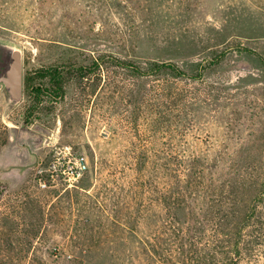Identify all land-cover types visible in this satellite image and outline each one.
Masks as SVG:
<instances>
[{"label": "rangeland", "instance_id": "374dc122", "mask_svg": "<svg viewBox=\"0 0 264 264\" xmlns=\"http://www.w3.org/2000/svg\"><path fill=\"white\" fill-rule=\"evenodd\" d=\"M0 42L21 48L24 74L108 55L189 72L142 78L104 63L30 124L25 96L10 107L0 86V264H147L141 248L128 253L139 246L130 215L152 204L156 219L132 226L140 236L153 228L165 247L175 215L191 210L176 195L185 170L204 167L210 199L224 181L264 169V0H0ZM68 148L88 169L72 186L50 182ZM144 151L150 194L136 171ZM254 204L255 256L241 264H264V200Z\"/></svg>", "mask_w": 264, "mask_h": 264}, {"label": "trees", "instance_id": "16d2710c", "mask_svg": "<svg viewBox=\"0 0 264 264\" xmlns=\"http://www.w3.org/2000/svg\"><path fill=\"white\" fill-rule=\"evenodd\" d=\"M246 50L255 53L251 49ZM107 57V60L100 57L92 58L88 62L85 60L62 61L27 70L24 76V96L29 103L24 112V121L30 124L39 119L43 103L62 100L67 86L72 81L89 79L101 70L104 63L142 78L161 74H171L177 78L189 77V72L173 61L154 60L149 61L147 66H143L133 60L121 59L114 55ZM259 57L264 61L263 57ZM202 73L203 71H200L194 79L200 78ZM149 164V152L144 151L136 162V171L144 175L142 182L148 185L143 190L147 194H150L151 187L154 186ZM255 172L256 167L246 177L224 181L218 187L216 196L207 199L210 193L213 194L212 189L209 188L213 185L204 182L206 178L204 167L198 171L185 170L182 178L178 177L186 184L183 187L178 185L180 188H176L178 190L176 195L177 199L188 200L191 210L186 215H175L177 223L180 222L177 234L168 238L169 242L165 247L158 245V236L153 228L150 233L140 236L138 228H134L132 224L156 219V215L151 211L152 204H147V208L137 217L130 215L127 235L131 241H137L139 246L128 249L129 255H132L137 247L141 248V251L148 256L147 264H241L247 257L254 258L255 247L251 245L252 227L257 215L254 202L264 200V169L259 174ZM194 175L200 179L196 180L193 186L189 180ZM257 175H259L257 178H261V188L254 196L247 198L244 193L253 189ZM179 183L183 184L182 181ZM1 194L0 191V196ZM169 195V190L161 189L162 200H167Z\"/></svg>", "mask_w": 264, "mask_h": 264}, {"label": "water", "instance_id": "95a60500", "mask_svg": "<svg viewBox=\"0 0 264 264\" xmlns=\"http://www.w3.org/2000/svg\"><path fill=\"white\" fill-rule=\"evenodd\" d=\"M23 51L14 44L0 42V86L10 107L24 98Z\"/></svg>", "mask_w": 264, "mask_h": 264}, {"label": "built area", "instance_id": "2783aa9c", "mask_svg": "<svg viewBox=\"0 0 264 264\" xmlns=\"http://www.w3.org/2000/svg\"><path fill=\"white\" fill-rule=\"evenodd\" d=\"M87 169L88 160L86 156L83 154H74L71 148H68L63 155L55 157L46 175L50 182H59L72 186L79 181ZM40 184L46 185V180H44L43 176L40 177Z\"/></svg>", "mask_w": 264, "mask_h": 264}]
</instances>
